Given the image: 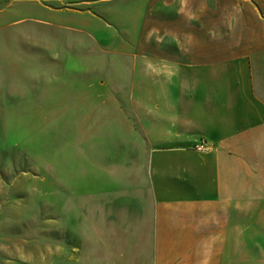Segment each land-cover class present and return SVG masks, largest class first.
<instances>
[{
	"label": "crops",
	"instance_id": "obj_1",
	"mask_svg": "<svg viewBox=\"0 0 264 264\" xmlns=\"http://www.w3.org/2000/svg\"><path fill=\"white\" fill-rule=\"evenodd\" d=\"M125 4L144 25L133 93L75 99L91 121L68 209L84 212L77 264H235L239 208L264 205V14L255 0Z\"/></svg>",
	"mask_w": 264,
	"mask_h": 264
},
{
	"label": "rangeland",
	"instance_id": "obj_2",
	"mask_svg": "<svg viewBox=\"0 0 264 264\" xmlns=\"http://www.w3.org/2000/svg\"><path fill=\"white\" fill-rule=\"evenodd\" d=\"M124 1L0 0V264H77L84 212L68 209L85 193L91 121L75 99L133 93L144 25ZM254 76L264 99V52ZM246 210L235 264H264V205Z\"/></svg>",
	"mask_w": 264,
	"mask_h": 264
},
{
	"label": "built area",
	"instance_id": "obj_3",
	"mask_svg": "<svg viewBox=\"0 0 264 264\" xmlns=\"http://www.w3.org/2000/svg\"><path fill=\"white\" fill-rule=\"evenodd\" d=\"M195 149L200 150V151H205V150H208V146L204 142H200L196 144Z\"/></svg>",
	"mask_w": 264,
	"mask_h": 264
}]
</instances>
